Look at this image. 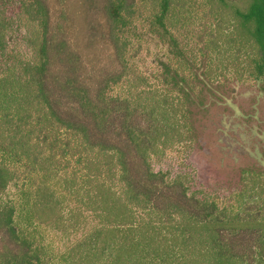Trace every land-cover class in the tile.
Returning a JSON list of instances; mask_svg holds the SVG:
<instances>
[{"label": "trees", "instance_id": "obj_1", "mask_svg": "<svg viewBox=\"0 0 264 264\" xmlns=\"http://www.w3.org/2000/svg\"><path fill=\"white\" fill-rule=\"evenodd\" d=\"M260 81L264 0H0V264H264V168L202 158Z\"/></svg>", "mask_w": 264, "mask_h": 264}, {"label": "rangeland", "instance_id": "obj_2", "mask_svg": "<svg viewBox=\"0 0 264 264\" xmlns=\"http://www.w3.org/2000/svg\"><path fill=\"white\" fill-rule=\"evenodd\" d=\"M203 130L202 158L219 172L252 163L264 168V81L236 86L231 99L209 110Z\"/></svg>", "mask_w": 264, "mask_h": 264}]
</instances>
